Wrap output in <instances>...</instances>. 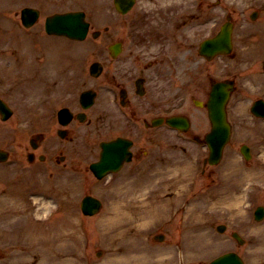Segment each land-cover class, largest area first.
<instances>
[{
	"label": "rangeland",
	"instance_id": "1",
	"mask_svg": "<svg viewBox=\"0 0 264 264\" xmlns=\"http://www.w3.org/2000/svg\"><path fill=\"white\" fill-rule=\"evenodd\" d=\"M53 1L60 0L42 2L44 13L83 7L92 28L101 30L97 38L89 34L81 43L58 36L46 37V41L54 42L52 46L56 45L58 62L62 64L75 59L84 43L88 44L85 60L106 61V44L121 37L127 40V34L132 38L131 15H119L106 0H62L52 4ZM26 4L36 5L38 1L0 0V29L11 28V20L18 22L19 15L15 12ZM248 23L249 33H252L249 35V84L250 81L257 83L259 90L249 92V98L243 90L248 71L246 40L241 39L245 30L238 31L237 62L225 66V73L216 68V74L236 75L240 85L233 93L231 108L239 115L231 117L235 122L232 140L222 160L206 167V170H214L211 177L201 172L200 160L207 154L205 147L179 138L164 126L156 130L159 162L155 169L149 167V159H146L132 164V173L128 172L129 164L115 176L97 180L84 168H81L83 172L59 171L42 168L43 164H31L25 159L21 172L15 161L0 164V250L3 252L0 264H14L18 259H25L29 264H206L229 249L241 253L246 264H264V218L253 219L254 207L264 205V164L261 163V158L264 160V118L253 116L248 110L255 97L264 96L261 67L264 19L250 22L247 16L246 26ZM16 25L15 30L22 31V26ZM105 26H108L106 31ZM11 40L0 34V48H6L0 58H9L8 51L16 45ZM33 65L27 64V69ZM77 68L76 80L81 82L80 67L70 63L61 68L63 84L73 74L75 77ZM162 70L165 74V65ZM102 100L100 94L94 106L96 113L102 108ZM10 101L27 106L32 100L23 92ZM95 122L96 125L92 124L94 157L97 142L103 135L100 119ZM81 138L78 136L74 143L76 151L72 148L64 152L68 159L72 160L73 154H85ZM243 142L253 153L249 161H245L239 151ZM13 148L19 149L16 145ZM85 160L81 165H86ZM86 193L103 200L101 210L93 216L82 214L79 208L80 199ZM220 222L226 224L222 232L216 229ZM233 230L246 239L243 244H236L231 237ZM158 233L164 234L161 241L153 238Z\"/></svg>",
	"mask_w": 264,
	"mask_h": 264
},
{
	"label": "flooded vegetation",
	"instance_id": "2",
	"mask_svg": "<svg viewBox=\"0 0 264 264\" xmlns=\"http://www.w3.org/2000/svg\"><path fill=\"white\" fill-rule=\"evenodd\" d=\"M221 2L135 0L133 9L126 13L132 17L129 22L132 38L128 37L129 34L126 35L127 40L120 38L121 46L117 55H113L110 49L112 43L106 44L108 59L102 62L101 75L79 76V83L76 80L78 68L75 77L73 74L68 82L62 83L61 68L70 63L79 67L78 61L71 59L64 64L58 62L56 45L52 46L54 42L45 40L46 37L56 36L48 34L44 29L41 5L37 7L39 15L35 22L28 27L22 26L21 33H14V26L18 28L16 24L19 26L20 21L11 20V28L8 26L0 29V34L10 32L11 41L16 43L8 51L9 58H0V99L10 107L9 114L0 113V149L9 153L11 162L18 163L21 172L22 163L28 160V155H32L34 162L39 150L37 153L53 161L59 171L83 172L81 168H84L87 173L89 163L95 160L92 124L96 125L95 120L100 119L103 135L97 144L102 140L128 138L131 161L124 163L120 171L130 164L128 172L132 173V164H139L146 159H149L151 169L158 165L156 130L159 126H164L170 132L178 131L181 135L179 138L200 141L205 124L201 114L204 108L200 107V103H205L209 91L207 78H213L216 68H220V71L223 69V57L214 56L207 60L199 49L207 36L219 30ZM224 5L233 22L231 14L235 8H231L226 1ZM53 12L51 10L47 14ZM242 12L250 17V22L264 19V0H246ZM122 27L125 28V25L122 24ZM244 30L241 39L242 42L243 38L246 40V81L249 93V35H252L249 33V23ZM235 36L233 47L236 45ZM5 50L0 48L1 56ZM224 57V60L235 58L237 62L234 53ZM27 64L34 65L28 70ZM163 65L166 66L165 74ZM84 69L81 66L80 71ZM87 89L95 91L96 97L90 107L83 108L79 96ZM23 92L32 100L27 102V106L10 101ZM100 94L103 97L102 108L96 113L94 106ZM62 107L67 108V113L59 117L58 111ZM173 114L189 117L186 131H180L164 122L160 125L152 122L157 117ZM83 128L85 132L81 133ZM78 136L84 139L81 138V148H85V154H73L72 160L68 159V154L64 152L72 148L76 151L74 143ZM46 143L49 144L47 148ZM14 145L19 149H14ZM88 157H92L91 160ZM84 160L87 162L85 166L81 165ZM207 174L211 175L212 171Z\"/></svg>",
	"mask_w": 264,
	"mask_h": 264
},
{
	"label": "water",
	"instance_id": "3",
	"mask_svg": "<svg viewBox=\"0 0 264 264\" xmlns=\"http://www.w3.org/2000/svg\"><path fill=\"white\" fill-rule=\"evenodd\" d=\"M116 1H117L116 3L117 8L120 9L121 11H125L131 3L128 0H124V1L121 0V2L118 0ZM29 11L27 15L29 14ZM82 16L83 14L80 12L56 15L48 21L47 28L50 29V27H53V29H56V31L60 33H66L79 39L83 38L86 33L87 24L83 21ZM67 24H72V27L66 28ZM229 33H230V27L229 26L224 27L221 34L224 47L222 46L223 49H221V51H225L224 49H228L229 37H230ZM207 43L214 44V41L210 40L207 41ZM95 67L96 64L94 65V68ZM226 91H227L226 87H224L223 89H221L220 87H215L213 90V96L209 101L211 103L209 104V110H210L209 117L212 123V129L210 133L207 134L206 139L210 144V157H209L210 163H216L219 160L222 153L223 145L229 136V126L226 122L225 111H224V105L227 96ZM90 101L91 99H89V102ZM241 151L244 154L245 158L249 157L246 147L243 146ZM119 161L120 160L113 161V163L114 162L117 163L115 166H113L114 167L113 169H115L120 164ZM105 163H106V158L105 155H103L102 153L100 160L96 164L92 165V168L97 173L98 177H100L105 171L104 169ZM100 206H101L100 200L90 195L84 196L81 201V209L85 214L96 213L99 210ZM261 217H262V208L259 207L256 210V218L259 219ZM233 235L237 237V234H233ZM211 264H243V263L235 253H226L216 258Z\"/></svg>",
	"mask_w": 264,
	"mask_h": 264
},
{
	"label": "bare ground",
	"instance_id": "4",
	"mask_svg": "<svg viewBox=\"0 0 264 264\" xmlns=\"http://www.w3.org/2000/svg\"><path fill=\"white\" fill-rule=\"evenodd\" d=\"M14 264H29L25 259L14 260Z\"/></svg>",
	"mask_w": 264,
	"mask_h": 264
}]
</instances>
